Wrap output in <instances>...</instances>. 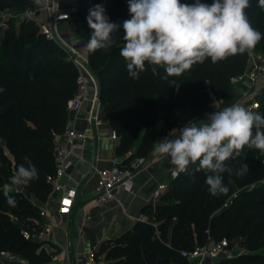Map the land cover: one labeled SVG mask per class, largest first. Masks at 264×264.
<instances>
[{
	"label": "trees",
	"instance_id": "trees-1",
	"mask_svg": "<svg viewBox=\"0 0 264 264\" xmlns=\"http://www.w3.org/2000/svg\"><path fill=\"white\" fill-rule=\"evenodd\" d=\"M201 2L211 4L213 0ZM96 4L104 6L112 22L122 24L129 18L121 0H80L78 17L86 42L93 32L87 17ZM36 6L34 0H0V12ZM245 11L252 27L264 37V10L258 0H250ZM113 39L116 43L111 48L88 53V57L104 116L119 134L116 152L126 155L118 165L129 163L135 155L147 156L154 143L201 112L213 97L224 99L231 94L232 79L246 71L250 59L247 53L217 63L209 58L181 76L167 79H163V67L146 62V70L133 79L120 55L122 29ZM255 48L264 53V38ZM78 76L67 53L48 40L31 17L20 22L12 17L0 32V138L14 155L12 161L0 143V250L11 251L30 264L52 259L41 243L26 239L22 230L40 226V207L33 199L45 202L51 193L49 177L56 175L55 139L67 126V103L77 92ZM254 112L264 116V100ZM24 157L38 170V179L9 193L16 201L13 207L3 195V185L10 182L19 165L27 166ZM241 162L248 172L239 178L234 172L223 173L230 191L216 197L207 191L209 173L197 171L198 163L190 165L171 182L158 203L142 208L145 219L103 241L95 257L102 264H191L183 250L227 238L230 247L238 244L242 251L214 264H264V155L245 147L237 160L225 163L237 169Z\"/></svg>",
	"mask_w": 264,
	"mask_h": 264
},
{
	"label": "clouds",
	"instance_id": "clouds-1",
	"mask_svg": "<svg viewBox=\"0 0 264 264\" xmlns=\"http://www.w3.org/2000/svg\"><path fill=\"white\" fill-rule=\"evenodd\" d=\"M47 5V0H34ZM264 10V0H258ZM250 0H213L211 4L194 0H128L129 17L122 24L112 22L102 4L89 10L87 23L93 30L83 48L92 53L111 48L116 41L113 34L123 32L120 55L126 62L130 78L149 65L164 68L168 77H179L206 59L217 63L238 54L251 55L262 33L252 27L246 15ZM172 85H177L172 81ZM206 119L189 120L172 134L154 143L153 155L168 158L177 174L186 173L190 165L198 163L197 171L209 173L205 183L213 197L228 195L223 173L233 172L237 178L248 172L243 162L233 169L225 162L237 160L245 147L264 155V116L246 109L237 102L230 107L206 114ZM21 164L3 185V195L10 206L16 201L9 193L38 179V170L28 160Z\"/></svg>",
	"mask_w": 264,
	"mask_h": 264
},
{
	"label": "built area",
	"instance_id": "built-area-1",
	"mask_svg": "<svg viewBox=\"0 0 264 264\" xmlns=\"http://www.w3.org/2000/svg\"><path fill=\"white\" fill-rule=\"evenodd\" d=\"M128 12V0H121ZM42 14L41 19L37 20L36 15ZM25 16L34 19L38 25L40 32L48 39L53 41L59 48L63 49L69 58L76 65L78 76V89L75 95L68 101L67 108L69 112V120L63 133L56 136L54 147V158L56 165V175L49 177L52 183V190L47 200L40 207V219L38 221L39 228L36 230L23 229L22 234L28 240L37 241L41 244L48 239V228L52 221V211L50 205L56 204V212L61 215H69L72 213L78 191L75 187L68 185L62 179L69 173L74 165L73 155L77 141L84 134V123L94 121L96 125H101L103 119L101 117L102 106L98 97V81L89 67L88 52L83 48L87 42L82 40H74L61 27L62 23L68 22L72 18L70 9L65 5L64 0H47V5H37L35 9L20 11L18 14L8 12V10L0 12V31L9 26L10 19L15 17L16 20H22ZM129 16V12H128ZM1 32V33H2ZM253 64L250 69L232 79L233 84L249 80V88L243 94L248 104L246 109L256 111L261 108L262 100H264V57L253 58ZM87 81L94 86V92L91 97V106L88 115L83 119L81 117L82 109L86 100L85 90ZM223 99L213 97L212 102L222 103ZM220 110V109H219ZM80 121L76 124V121ZM196 120L194 117L186 120L177 127H182L187 121ZM111 137L119 140V134L115 129H111ZM131 154V151L128 153ZM150 164L147 156L135 155L129 163L125 165L114 164L110 168H94L96 175L95 194L91 201V208L99 207L105 203L117 198L122 190H134V178L144 168ZM180 174V173H179ZM175 166L167 171V174L161 182L158 183L154 190V195H162L170 186L171 182L179 175ZM264 182V181H263ZM90 211L84 214V218L89 216ZM142 215L139 219H145ZM46 220V227L43 222ZM233 248L229 246V240L223 238L220 240L210 239L204 244L196 245L192 250H183L182 255L190 260L191 264H214L220 258L233 254ZM95 251L91 250L84 255L77 257L78 263L84 264H102L101 260L95 257ZM242 251V250H241ZM58 256L52 255L50 263L58 261ZM17 262L19 264H30V262L8 250H0V264H11Z\"/></svg>",
	"mask_w": 264,
	"mask_h": 264
},
{
	"label": "crops",
	"instance_id": "crops-1",
	"mask_svg": "<svg viewBox=\"0 0 264 264\" xmlns=\"http://www.w3.org/2000/svg\"><path fill=\"white\" fill-rule=\"evenodd\" d=\"M64 3L70 9L72 18L70 21L62 23L61 27L72 39H84L78 17L80 0H64ZM8 12L18 14L20 10L9 9ZM36 18L37 20L43 18L42 14H37ZM17 21L20 22V20ZM252 57L263 58L264 53L255 48L250 55L247 69H250L253 64ZM249 84V80L234 84L233 91L223 99L222 103L211 101L193 117L196 120L206 119L207 113L230 107L237 102L244 106L247 99L243 97V94L249 88ZM93 92V84L87 81L84 92L86 100L81 114L83 119L89 113ZM101 117L103 119L101 125H96L94 121L84 123V134L77 141L73 155L74 165L62 179L78 191L72 213L61 216L56 212V204L52 203L50 205L53 217L48 228L49 237L42 244V247L51 255L58 256L59 260L53 262V264H84L78 263V256L96 250L103 241L132 229L135 222L143 215L142 208L146 204H156L160 201L161 195L155 196L154 190L158 183L164 180L167 171L174 167L170 159L154 156L152 148L147 155L150 164L134 178L133 191L122 190L116 199L102 206L91 208V201L96 187L94 168H110L126 156L117 154L116 149L119 140L111 137L112 127L105 118L103 110ZM75 123L79 124L80 121L77 120ZM177 127L172 128L163 138L168 135L171 137L172 134L178 135ZM0 143L3 145L7 156L14 161V155L5 140L0 138ZM19 189L22 190V187ZM33 201L39 206L43 203L35 199ZM88 211H90L89 216L84 218V214ZM43 222H45L44 226L46 227L48 221L47 223L46 220ZM11 264L19 263L13 262Z\"/></svg>",
	"mask_w": 264,
	"mask_h": 264
},
{
	"label": "rangeland",
	"instance_id": "rangeland-1",
	"mask_svg": "<svg viewBox=\"0 0 264 264\" xmlns=\"http://www.w3.org/2000/svg\"><path fill=\"white\" fill-rule=\"evenodd\" d=\"M247 104H248V101L245 102L244 106L246 105L245 107H247ZM263 181H264V179H263ZM241 250H242V248L237 244L233 248V254L237 255Z\"/></svg>",
	"mask_w": 264,
	"mask_h": 264
},
{
	"label": "water",
	"instance_id": "water-1",
	"mask_svg": "<svg viewBox=\"0 0 264 264\" xmlns=\"http://www.w3.org/2000/svg\"><path fill=\"white\" fill-rule=\"evenodd\" d=\"M232 256V255H231Z\"/></svg>",
	"mask_w": 264,
	"mask_h": 264
}]
</instances>
